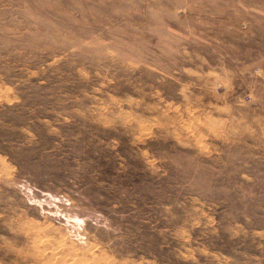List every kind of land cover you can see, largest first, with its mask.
Returning <instances> with one entry per match:
<instances>
[{
  "label": "rangeland",
  "instance_id": "rangeland-1",
  "mask_svg": "<svg viewBox=\"0 0 264 264\" xmlns=\"http://www.w3.org/2000/svg\"><path fill=\"white\" fill-rule=\"evenodd\" d=\"M0 264H264V0H0Z\"/></svg>",
  "mask_w": 264,
  "mask_h": 264
}]
</instances>
